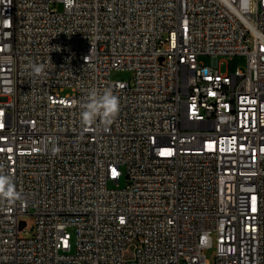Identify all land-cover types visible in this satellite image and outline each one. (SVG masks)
Segmentation results:
<instances>
[{"label":"built area","instance_id":"built-area-1","mask_svg":"<svg viewBox=\"0 0 264 264\" xmlns=\"http://www.w3.org/2000/svg\"><path fill=\"white\" fill-rule=\"evenodd\" d=\"M0 174V264H264V0H0Z\"/></svg>","mask_w":264,"mask_h":264},{"label":"clouds","instance_id":"clouds-1","mask_svg":"<svg viewBox=\"0 0 264 264\" xmlns=\"http://www.w3.org/2000/svg\"><path fill=\"white\" fill-rule=\"evenodd\" d=\"M33 75L44 73L43 64L30 63L28 65ZM81 123L87 128L99 122L105 127L110 126L120 111L119 98L111 89L105 88L103 91L91 89L87 99L80 105ZM7 197L10 200L18 198L14 184L10 177L0 174V199Z\"/></svg>","mask_w":264,"mask_h":264},{"label":"rangeland","instance_id":"rangeland-1","mask_svg":"<svg viewBox=\"0 0 264 264\" xmlns=\"http://www.w3.org/2000/svg\"><path fill=\"white\" fill-rule=\"evenodd\" d=\"M200 61L204 63L207 66H211L214 63V59L210 56L204 55L201 56ZM247 65V57L238 55L234 56L232 59H228L225 57H222L217 62L216 69H218L222 74L226 73H233L237 68H240L241 70H245ZM134 76V72L129 69H123V70H114L111 73V79L113 81L117 80H123V81H130ZM126 184L125 178H123L120 182V187H124ZM112 186V185H110ZM21 219L26 222V227L20 232L21 237H29L32 235L33 227L35 225V216L33 215V211H30L28 214H25L21 217ZM70 232L73 237V244L75 243V229L71 228ZM215 248H210L207 250L206 255L208 259L214 263L215 261Z\"/></svg>","mask_w":264,"mask_h":264}]
</instances>
